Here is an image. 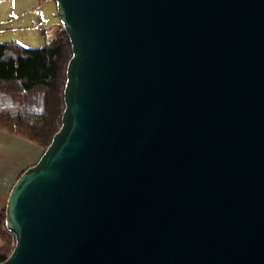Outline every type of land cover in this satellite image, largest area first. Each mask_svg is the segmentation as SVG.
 <instances>
[{
  "label": "water",
  "instance_id": "1",
  "mask_svg": "<svg viewBox=\"0 0 264 264\" xmlns=\"http://www.w3.org/2000/svg\"><path fill=\"white\" fill-rule=\"evenodd\" d=\"M55 2L62 128L1 264H264V0Z\"/></svg>",
  "mask_w": 264,
  "mask_h": 264
},
{
  "label": "trees",
  "instance_id": "2",
  "mask_svg": "<svg viewBox=\"0 0 264 264\" xmlns=\"http://www.w3.org/2000/svg\"><path fill=\"white\" fill-rule=\"evenodd\" d=\"M51 2L55 0H40ZM73 50L63 30L38 49L0 44V131L37 145L44 152L62 128L67 73ZM0 264L16 248V237L0 210Z\"/></svg>",
  "mask_w": 264,
  "mask_h": 264
},
{
  "label": "rangeland",
  "instance_id": "3",
  "mask_svg": "<svg viewBox=\"0 0 264 264\" xmlns=\"http://www.w3.org/2000/svg\"><path fill=\"white\" fill-rule=\"evenodd\" d=\"M61 30L55 1L0 0V44L16 42L38 49L55 40Z\"/></svg>",
  "mask_w": 264,
  "mask_h": 264
},
{
  "label": "crops",
  "instance_id": "4",
  "mask_svg": "<svg viewBox=\"0 0 264 264\" xmlns=\"http://www.w3.org/2000/svg\"><path fill=\"white\" fill-rule=\"evenodd\" d=\"M43 153L34 143L0 131V210L6 209L11 190L19 177L36 165Z\"/></svg>",
  "mask_w": 264,
  "mask_h": 264
}]
</instances>
